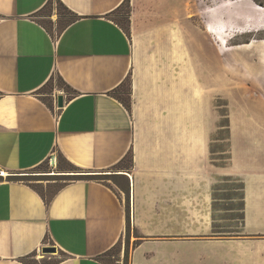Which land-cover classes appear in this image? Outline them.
<instances>
[{"label":"crops","instance_id":"obj_1","mask_svg":"<svg viewBox=\"0 0 264 264\" xmlns=\"http://www.w3.org/2000/svg\"><path fill=\"white\" fill-rule=\"evenodd\" d=\"M48 1L0 0V169L32 170L55 153L57 162L61 156L56 168L66 162L103 170L131 150L133 223L159 188L171 192L167 205L186 203L194 170L208 172L198 164L204 142L197 145L193 136L192 59L166 52L178 49L175 41L166 50L155 41L151 52L137 57L134 37L112 16L124 0H61L76 16L66 25L69 16L59 15L55 3L50 15H39ZM130 72L127 111L109 92ZM59 76L73 96L57 84ZM39 189L24 180L0 181V264H32L46 246L56 252L36 264H105L102 256L127 226L123 199L98 180H69L49 201ZM244 193L245 227L259 232L254 219L263 210L247 176Z\"/></svg>","mask_w":264,"mask_h":264},{"label":"rangeland","instance_id":"obj_2","mask_svg":"<svg viewBox=\"0 0 264 264\" xmlns=\"http://www.w3.org/2000/svg\"><path fill=\"white\" fill-rule=\"evenodd\" d=\"M133 10L130 7L128 16L121 9L113 18L125 26L129 18L128 33L134 37L137 57L151 52L155 41H161L165 50L175 41L178 49L166 52L178 60L186 55L192 59L193 136L197 145L204 142L206 154L198 164L204 167L201 172L208 171V177L205 182L206 175L194 170L187 186L189 200L180 206L167 205L171 192L163 186L153 191L141 220L133 223L129 176L133 155L131 161L121 163L125 168L74 170L77 174H99V180L125 204L124 236L102 261L264 264V0H136ZM130 16L134 18L132 28ZM144 23L148 25L141 30ZM155 28L161 31L154 34ZM128 75L118 90L123 99L132 93V73ZM48 89L50 84L44 91ZM196 161L194 157V168ZM58 171L48 160L42 169L2 171V176L21 178L48 194L69 181L56 176ZM120 172L125 176L112 175ZM246 176L252 179L263 210L254 219L260 228L254 233L248 232L245 220L242 226L240 218V186ZM174 215L176 221L172 222ZM44 255L41 250L36 252L32 264Z\"/></svg>","mask_w":264,"mask_h":264},{"label":"trees","instance_id":"obj_3","mask_svg":"<svg viewBox=\"0 0 264 264\" xmlns=\"http://www.w3.org/2000/svg\"><path fill=\"white\" fill-rule=\"evenodd\" d=\"M53 3H55V7H56V11H57V13L59 14V15H68L69 16V18L66 20V22H65V25L66 24H68V23H70L71 21H73V20H75L76 18V16H75V14H73L72 12H70V10L61 2V0H49L48 2H47V4L42 8V10L40 11V14L39 15H42V14H44V11H46V10H48L49 12L48 13H45L44 15H50V13H51V11L53 10ZM121 9H125L126 10V13H127V15L129 16V13H130V0H124L113 12H112V16L114 15V14H116L117 12H119ZM113 20L118 24V25H120V27H122V29L127 33V34H129L128 33V31H129V25H128V23H129V18H127V25L125 26V25H123V24H121L118 20H116L115 18H113ZM47 25V24H46ZM63 27H64V25H63ZM63 27H59L58 28V30H57V33H60L61 31H62V29H63ZM128 76L129 75H127L126 77H125V79L116 87V88H114V89H112L109 93H110V95H112L115 99H117L125 108H126V110L127 111H130V108H131V92L129 91L128 93H127V95H128V97L126 98V99H123L122 97H120L119 95H118V90H119V88L123 85V83L128 79ZM57 81H58V83L60 84V86L61 87H63L66 91H68L69 93H73V94H70V96L69 97H71V96H73L74 94H75V92H73L71 89H70V87L62 80V78H60V76L57 78ZM226 127H227V129H229V126L228 125H226ZM131 158H132V151L131 150H129L128 152H127V154L118 162V163H116L115 165H113L111 168H125V167H122V166H120L121 165V163L124 161V160H127V161H131ZM61 159V156H59V158H58V162L57 163H59V160ZM43 164H40L39 166H37L35 169H42L43 168ZM218 166H224V165H222V164H220V165H218ZM59 171V173L56 175V176H59V178L60 179H64V180H98V181H100L99 180V178L100 177H97V176H100L99 174H77V173H75V171L74 170H77V169H81V168H78V167H76V166H74V165H72V164H70V163H66L65 162V164L64 163H60L59 165H58V168H57ZM0 171H1V169H0ZM113 176H115L114 178H116V177H121V176H125V173H123V172H120V173H115V174H112ZM232 176V175H231ZM6 179L7 180H23V179H21V178H17V177H15V176H11V175H8L7 177H6ZM4 180V178H3V176L0 174V181H3ZM66 182V181H65ZM64 182V183H65ZM64 183H62V184H64ZM61 184V185H62ZM105 184V183H104ZM107 185V184H106ZM60 186V185H59ZM59 186H57V187H59ZM108 186V185H107ZM110 187V186H109ZM240 189H241V191H242V193H241V196H240V199H241V207H240V210H241V219H242V226H244V217H245V200H244V198H245V193H244V189H245V181H243V180H241V186H240ZM39 191H40V193L42 194V195H44V192H42V190L41 189H39ZM56 192V188L55 189H53L52 191H50L48 194H46V196H44L45 197V199H46V201H49L50 200V198L53 196V194ZM215 233H218V232H222V231H220V230H215L214 231ZM118 244V243H117ZM116 244V245H117ZM115 245V246H116ZM114 246V247H115ZM113 247V248H114ZM112 248V249H113ZM111 249V250H112ZM110 250V251H111ZM109 252V251H108ZM107 252V253H108ZM106 254V253H105Z\"/></svg>","mask_w":264,"mask_h":264},{"label":"water","instance_id":"obj_4","mask_svg":"<svg viewBox=\"0 0 264 264\" xmlns=\"http://www.w3.org/2000/svg\"><path fill=\"white\" fill-rule=\"evenodd\" d=\"M57 104L59 107L63 105V98L62 96L58 97ZM42 253H54L56 252V248L54 246H46L41 249Z\"/></svg>","mask_w":264,"mask_h":264},{"label":"built area","instance_id":"obj_5","mask_svg":"<svg viewBox=\"0 0 264 264\" xmlns=\"http://www.w3.org/2000/svg\"><path fill=\"white\" fill-rule=\"evenodd\" d=\"M1 19H2V16L0 14V20ZM48 160H49V164L50 165H54L55 166L57 164V156H56V154L55 153L51 154L50 157L48 158ZM0 174L2 175V170L0 171ZM40 250H38V251H40Z\"/></svg>","mask_w":264,"mask_h":264},{"label":"bare ground","instance_id":"obj_6","mask_svg":"<svg viewBox=\"0 0 264 264\" xmlns=\"http://www.w3.org/2000/svg\"><path fill=\"white\" fill-rule=\"evenodd\" d=\"M264 47V46H263ZM264 49V48H263ZM4 174V173H3Z\"/></svg>","mask_w":264,"mask_h":264}]
</instances>
